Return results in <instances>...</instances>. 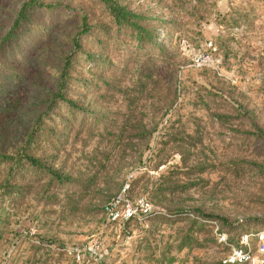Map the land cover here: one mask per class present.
Returning <instances> with one entry per match:
<instances>
[{
    "label": "rangeland",
    "instance_id": "obj_1",
    "mask_svg": "<svg viewBox=\"0 0 264 264\" xmlns=\"http://www.w3.org/2000/svg\"><path fill=\"white\" fill-rule=\"evenodd\" d=\"M28 1L0 0V264H223L264 229V0H115L141 37L42 0L4 45Z\"/></svg>",
    "mask_w": 264,
    "mask_h": 264
},
{
    "label": "trees",
    "instance_id": "obj_2",
    "mask_svg": "<svg viewBox=\"0 0 264 264\" xmlns=\"http://www.w3.org/2000/svg\"><path fill=\"white\" fill-rule=\"evenodd\" d=\"M41 1L42 0H29L25 4V6L22 8L18 16V19L15 22V25L12 31L9 33V35L5 39L4 45H6L11 39L14 38V33H16L17 29H21L23 26L27 24L30 18V13L33 10L36 11V9L38 10L43 7L41 6L42 5ZM101 1L104 3L105 7L108 9L110 15L114 19V22L117 24V26L124 25L125 28H128V27H130V29L134 28L138 30V35H140V37L142 36V32L144 31V29L140 28V26L133 20L137 18V16L133 15L131 12H128L125 8L121 7L119 3L115 0H101ZM79 39L80 37H78V35L74 39L75 48L76 47L80 48ZM72 59L73 57H68L65 59L66 63L64 65V68H63V71L60 77V85H59L58 93L54 96L56 99L54 100L53 102L54 104L51 109H55V107L57 108H62L64 106L69 107L71 105L66 96V92L68 91L67 85H68V80L70 79V71H72L73 67L75 66V63L72 61ZM26 159H27L26 160L27 162H31L30 163L31 165H35L36 161L33 162L31 158H26ZM49 173H51V175L56 176V174L53 171H50Z\"/></svg>",
    "mask_w": 264,
    "mask_h": 264
},
{
    "label": "built area",
    "instance_id": "obj_3",
    "mask_svg": "<svg viewBox=\"0 0 264 264\" xmlns=\"http://www.w3.org/2000/svg\"><path fill=\"white\" fill-rule=\"evenodd\" d=\"M181 46L187 48L186 40H182ZM212 47V45L210 46ZM212 62L210 55H194L193 64L196 68H203ZM131 179L128 180L130 182ZM129 189V184L125 186V190ZM145 206V212L148 213L150 208L147 204L140 202ZM110 210V209H108ZM136 214V209L128 206L125 217L130 220ZM117 219V217L115 218ZM216 240L219 245L228 244V236L221 232H216ZM223 264H264V229L255 233L244 234L240 240V246H231L230 252L225 256Z\"/></svg>",
    "mask_w": 264,
    "mask_h": 264
}]
</instances>
